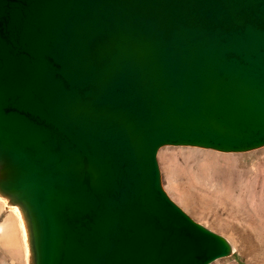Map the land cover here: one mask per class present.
Segmentation results:
<instances>
[{
	"label": "water",
	"instance_id": "1",
	"mask_svg": "<svg viewBox=\"0 0 264 264\" xmlns=\"http://www.w3.org/2000/svg\"><path fill=\"white\" fill-rule=\"evenodd\" d=\"M162 146H264V0H0V194L30 264L228 256L162 189Z\"/></svg>",
	"mask_w": 264,
	"mask_h": 264
},
{
	"label": "rangeland",
	"instance_id": "2",
	"mask_svg": "<svg viewBox=\"0 0 264 264\" xmlns=\"http://www.w3.org/2000/svg\"><path fill=\"white\" fill-rule=\"evenodd\" d=\"M156 162L167 196L235 243L228 256L209 264H264V146L245 152L162 146ZM3 216L0 211V222ZM9 248L0 243V264H25L21 247Z\"/></svg>",
	"mask_w": 264,
	"mask_h": 264
},
{
	"label": "bare ground",
	"instance_id": "3",
	"mask_svg": "<svg viewBox=\"0 0 264 264\" xmlns=\"http://www.w3.org/2000/svg\"><path fill=\"white\" fill-rule=\"evenodd\" d=\"M0 211H2V213L4 212V216L0 222V243L5 245L6 247H12L13 249H19L21 247V249L19 250H22V252H20V256L23 257L22 255H24L25 264H30L27 229L21 209L18 205L11 203L7 199V197L0 194ZM260 216L261 215H259V217ZM260 219L264 224V213L262 214ZM225 238L229 242L232 252L233 248L235 249V243L233 244V242L229 240V238ZM21 253L23 254L21 255ZM17 256L19 255L17 254Z\"/></svg>",
	"mask_w": 264,
	"mask_h": 264
}]
</instances>
